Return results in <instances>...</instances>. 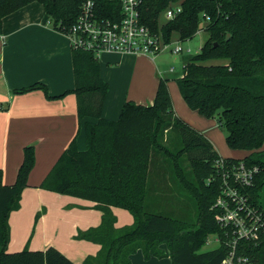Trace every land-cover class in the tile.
Here are the masks:
<instances>
[{"label":"trees","instance_id":"trees-1","mask_svg":"<svg viewBox=\"0 0 264 264\" xmlns=\"http://www.w3.org/2000/svg\"><path fill=\"white\" fill-rule=\"evenodd\" d=\"M84 1L0 0V32L5 16L31 2L42 5L54 28L60 22L67 29ZM92 1L102 18H111L118 9L117 0ZM173 3H180L182 11L158 28L161 14ZM140 15L152 32H161L165 42L173 32L179 41L190 40L205 23L206 41L183 63L175 82L190 110L215 119L225 129L229 149L248 152L244 158L224 161L258 167L251 186L241 191L264 216V0H143ZM213 60L226 63L205 64ZM72 67L73 89L59 96H50L42 84L13 93L41 90L47 99L73 93L79 126L85 118L96 120L83 125L85 150L78 151L73 140L40 184L44 190L94 202L103 213L99 226L78 233V239L100 245L97 255L86 258L83 264H129L130 256L138 250L146 259L163 257L166 254L160 244L168 248L171 264H220L230 249L217 224L221 212L213 207L221 191L214 162L221 157L207 138L175 114L168 79H159L151 105L125 101L118 119L110 121L101 118L108 85L100 77L98 60L89 53L72 50ZM171 132L178 138L174 142L168 138ZM34 162V147L27 145L12 185L2 184L0 170V264H73L53 247L7 252L9 214L19 208ZM162 163H168L175 179L193 199L195 226L148 211L147 201L162 196L148 185L151 174L157 185L162 184L155 170ZM111 207L129 212L132 225L115 229ZM209 234L218 235L222 242L213 250L199 252ZM235 251L252 264H264V235L258 243L239 240Z\"/></svg>","mask_w":264,"mask_h":264},{"label":"crops","instance_id":"crops-1","mask_svg":"<svg viewBox=\"0 0 264 264\" xmlns=\"http://www.w3.org/2000/svg\"><path fill=\"white\" fill-rule=\"evenodd\" d=\"M0 38H3L0 41L2 184L10 186L15 182L25 146L32 145L35 156L19 208L9 214L7 252L44 251L53 247L73 264H83L86 258L97 255L100 245L78 239V233L99 226L103 213L94 202L44 190L40 184L73 140L78 151L85 150L83 125L96 120L85 118L79 126L73 93L55 99H47L41 90L13 93L33 84L44 85L52 97L73 89L72 50L66 37L52 28L49 16L38 2L5 16ZM158 58L161 56L150 58L120 52L99 56L100 77L108 85L101 118L116 121L125 101L151 105L159 79L166 78L175 114L207 138L220 157L241 159L248 155L229 149L225 137L222 146L219 144L221 136L214 119L203 118L187 107L176 82L168 76L173 67L167 72L158 65ZM110 211L115 229L132 225L133 218L126 210L111 207ZM129 259V264H171L167 254L146 259L140 250Z\"/></svg>","mask_w":264,"mask_h":264},{"label":"built area","instance_id":"built-area-1","mask_svg":"<svg viewBox=\"0 0 264 264\" xmlns=\"http://www.w3.org/2000/svg\"><path fill=\"white\" fill-rule=\"evenodd\" d=\"M142 2L117 0L118 9L112 13V17L102 18L97 13L95 3L86 0L81 4L74 23L67 29L60 22L54 28L50 18L49 22L54 30L66 37L71 50L89 53L95 59L109 52L141 54L150 58L165 51L172 54L183 51L190 53L189 48L183 49L180 46L179 40L175 44L165 42L161 32H152L144 25L140 15ZM181 11L180 3L170 4L161 14V20H172ZM0 41L3 42V38ZM172 70L169 69L170 72ZM214 168L221 178V191L213 207L221 212L217 224L227 238L225 244L230 248L220 264H252L247 257L237 255L235 250L239 240L258 243L264 235V216L241 191L251 186L258 167H248L242 161L226 163L221 157L215 160ZM212 240L218 244L217 247L222 242L218 235L209 234L205 244Z\"/></svg>","mask_w":264,"mask_h":264},{"label":"rangeland","instance_id":"rangeland-1","mask_svg":"<svg viewBox=\"0 0 264 264\" xmlns=\"http://www.w3.org/2000/svg\"><path fill=\"white\" fill-rule=\"evenodd\" d=\"M162 24H164V21L159 18L158 20V28H161ZM205 27V23L202 22L200 24V30L194 35V37L187 41H180V46L183 49L189 48L190 53H186L185 51L181 52L180 54H172L168 51L163 52L159 56L161 58H158V65L162 66L161 68L166 69V71L173 67L172 72H168V76L172 81H175L174 79L180 77L182 73V65L186 61H188L193 55L197 54L200 47L203 45V43L207 39V33L203 30ZM176 41H178V36L176 33H171L169 42L171 44H175ZM225 60H213L208 61L205 64L208 65H221L225 64ZM214 122L217 124V121L214 119ZM218 125V124H217ZM218 132L220 133V141L219 144L221 145L223 143V138L226 136V131L224 128L218 126ZM169 140L171 139L172 142L176 141L178 138H176V134L171 132L168 135ZM170 145V143H167V146ZM222 146V145H221ZM225 146V145H224ZM227 150H229L227 147H225ZM261 150H264V144L261 147ZM230 151V150H229ZM241 153V151L236 150ZM242 154V153H241ZM242 155H239L238 157H241ZM160 165V166H159ZM157 167H155V170L159 176L162 177L163 181L162 184L157 185V181L153 177V175H150V178L148 180V185L150 186V189L156 190L159 194H162V196L155 197L153 196L150 200L147 201L148 203V211L168 217H172L175 219L186 221L189 225L195 226L196 219H197V211L196 206L193 201V199L184 191V189L180 186L178 181L175 179L171 167L168 165V163H162L157 164ZM184 170L186 173H188V167L183 163L182 164ZM157 187L160 188V191L157 190ZM218 244L214 243L213 240L209 244H205L199 252H206L214 247H217ZM160 250L165 252V254L168 253V248L165 244L159 245Z\"/></svg>","mask_w":264,"mask_h":264},{"label":"water","instance_id":"water-1","mask_svg":"<svg viewBox=\"0 0 264 264\" xmlns=\"http://www.w3.org/2000/svg\"><path fill=\"white\" fill-rule=\"evenodd\" d=\"M228 37V36H227Z\"/></svg>","mask_w":264,"mask_h":264}]
</instances>
